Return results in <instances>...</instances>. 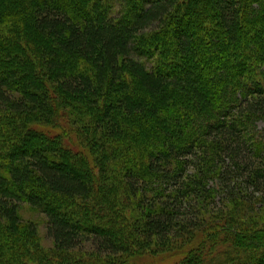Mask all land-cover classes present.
Masks as SVG:
<instances>
[{
    "label": "trees",
    "instance_id": "trees-1",
    "mask_svg": "<svg viewBox=\"0 0 264 264\" xmlns=\"http://www.w3.org/2000/svg\"><path fill=\"white\" fill-rule=\"evenodd\" d=\"M103 2L0 0V264H264V0Z\"/></svg>",
    "mask_w": 264,
    "mask_h": 264
},
{
    "label": "rangeland",
    "instance_id": "rangeland-1",
    "mask_svg": "<svg viewBox=\"0 0 264 264\" xmlns=\"http://www.w3.org/2000/svg\"><path fill=\"white\" fill-rule=\"evenodd\" d=\"M117 1L118 0H104L103 5L105 8L110 9L114 13V12H116V9H117L116 7H118ZM137 1L139 3H141V0H137ZM263 13H264V6H259L256 8V10L253 11L252 14L257 17L258 15L263 14ZM255 24H257V23H255ZM221 55L224 56L225 54L223 52H221ZM221 68H223V66ZM224 73L225 72H220L219 77H223ZM204 75H205V73H204ZM229 80H232V78H229ZM237 87L238 86L233 83L232 85H230L229 89L228 88L226 89L228 100L233 99L234 104H236V103L238 104L239 103V102H237L238 100L245 98V94H243L242 87H239V88H237ZM205 89L207 91H209L210 95H212L213 91L217 90L215 86L214 87L208 86V87H205ZM234 97H236L237 101H235ZM234 104H233V108L235 106ZM231 111H232V113L234 112L233 110H231ZM228 113H229V111L225 112L224 114L226 115ZM229 114H231V113H229ZM250 129L251 130H250V133L248 134L249 136L247 137V140L249 141V138H252V140L250 142L251 144L254 143L255 141H260L264 145V119H261V118L257 119L253 123V125ZM211 185L214 186L215 183L212 182ZM223 198L226 199V194H224L223 192H219V194L217 196V201L221 202L223 200ZM260 205L261 204L258 203V206H260ZM231 206L232 205H230V207ZM216 211H218V210H216ZM20 216L22 217L24 222L33 223L36 225L39 245L43 249L48 251L49 249H51L54 246L53 239L50 237V235L48 233V218L44 212H41L40 210L32 207L27 202H22L20 205ZM246 243H247V245H250L249 242L246 241ZM179 259H180L179 256H173L171 254H168V255L167 254H160V255L153 257V259H146L147 260L146 262L148 264H177Z\"/></svg>",
    "mask_w": 264,
    "mask_h": 264
}]
</instances>
